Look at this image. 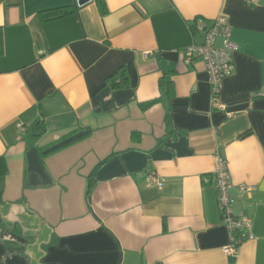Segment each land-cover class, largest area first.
<instances>
[{
  "label": "crops",
  "instance_id": "0c3cea01",
  "mask_svg": "<svg viewBox=\"0 0 264 264\" xmlns=\"http://www.w3.org/2000/svg\"><path fill=\"white\" fill-rule=\"evenodd\" d=\"M75 1L0 0V264H264V0H90L41 21ZM221 15L239 44L222 109L184 55ZM218 156L253 220L235 255L204 182Z\"/></svg>",
  "mask_w": 264,
  "mask_h": 264
},
{
  "label": "built area",
  "instance_id": "2783aa9c",
  "mask_svg": "<svg viewBox=\"0 0 264 264\" xmlns=\"http://www.w3.org/2000/svg\"><path fill=\"white\" fill-rule=\"evenodd\" d=\"M195 28L204 32V40L185 48V61L191 63L195 59H202L205 62L214 86L212 106L222 109L224 104L219 99L221 80L234 71L233 54L239 49V44L233 39L231 25L224 15L218 16L211 22L197 19ZM218 38L222 39L220 44H217ZM150 180L154 181L159 188L165 184V179L157 175H150ZM204 182L215 187L221 219L229 231L230 241L223 250L228 255H235L246 238H254L253 220L251 217L235 215L233 212L232 205L235 198L230 193L233 185L230 181L227 160L224 157H217L213 172L204 177ZM253 188V186L242 185L239 192L251 191Z\"/></svg>",
  "mask_w": 264,
  "mask_h": 264
},
{
  "label": "trees",
  "instance_id": "16d2710c",
  "mask_svg": "<svg viewBox=\"0 0 264 264\" xmlns=\"http://www.w3.org/2000/svg\"><path fill=\"white\" fill-rule=\"evenodd\" d=\"M96 2L99 6V10H100L101 14H106L107 13L106 0H96ZM80 7H81V5H79L77 0H76L73 4H70L67 6H61V7L42 10L39 12V16H40L42 22H48V21H51L54 19H58V18L67 16L69 14L75 13L79 10ZM2 51H3V40H2V33L0 30V54L2 53ZM120 70H122V69H120ZM119 73H120V71H117V72L111 74V76L109 77L112 80L113 85L115 87L123 86L127 83L126 82L127 78L123 74L117 77V75ZM44 124H45V114L43 113L42 117L37 122H35L34 125L29 127V130H32L36 136L41 135L46 130Z\"/></svg>",
  "mask_w": 264,
  "mask_h": 264
},
{
  "label": "water",
  "instance_id": "95a60500",
  "mask_svg": "<svg viewBox=\"0 0 264 264\" xmlns=\"http://www.w3.org/2000/svg\"><path fill=\"white\" fill-rule=\"evenodd\" d=\"M88 1H90V0H78L77 2H78L79 5H83V4L87 3ZM86 133H87L86 131H80V132H78V133H76V134H74V135H72V136H70V137L58 142L57 144L53 145L52 147L46 149L45 153H48V152L53 151L55 149H58V148H60V147H62L64 145L74 141L75 139L83 136Z\"/></svg>",
  "mask_w": 264,
  "mask_h": 264
}]
</instances>
